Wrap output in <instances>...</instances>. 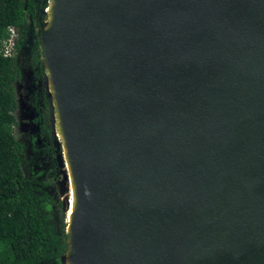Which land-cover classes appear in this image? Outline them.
Segmentation results:
<instances>
[{
    "label": "water",
    "instance_id": "water-1",
    "mask_svg": "<svg viewBox=\"0 0 264 264\" xmlns=\"http://www.w3.org/2000/svg\"><path fill=\"white\" fill-rule=\"evenodd\" d=\"M43 39L89 222L64 264H264V0H62Z\"/></svg>",
    "mask_w": 264,
    "mask_h": 264
},
{
    "label": "trees",
    "instance_id": "trees-1",
    "mask_svg": "<svg viewBox=\"0 0 264 264\" xmlns=\"http://www.w3.org/2000/svg\"><path fill=\"white\" fill-rule=\"evenodd\" d=\"M35 1L0 0V264H64L69 251L66 207L52 169L36 168L15 134L20 67L16 57L5 56V45L10 29L23 30L28 20L36 37L35 20L43 25L47 4ZM23 41L21 36L17 48ZM38 43L33 48L37 62Z\"/></svg>",
    "mask_w": 264,
    "mask_h": 264
},
{
    "label": "rangeland",
    "instance_id": "rangeland-1",
    "mask_svg": "<svg viewBox=\"0 0 264 264\" xmlns=\"http://www.w3.org/2000/svg\"><path fill=\"white\" fill-rule=\"evenodd\" d=\"M44 2L47 4L45 10L46 20L44 21V24H46L49 19V10L53 6V0H44ZM44 24L40 28V31H37L40 52L39 62L35 61L33 57L36 37L33 33L30 20L27 21V25L23 30L15 27L14 40L10 45V48L12 47L9 50L10 55L17 58L20 67V77L15 83V95L18 102V108L15 114L17 120L15 134L17 139L25 145L27 156L32 158L36 168H39V164H43L46 168L52 169L56 181V190L66 207V200L68 199L70 201L71 186L68 179V191L66 193L63 192V180L65 172L67 175L68 172L64 143L61 137H59L58 119L56 131L53 127L50 111L48 94L50 90L54 102V91L51 86L42 49V39L45 36L46 30ZM19 33L20 36L24 37V41L21 47L17 48L15 43L18 42L17 36ZM7 48L8 46H5V50ZM56 139L63 144V148L60 150L56 146ZM63 158L66 166L62 165Z\"/></svg>",
    "mask_w": 264,
    "mask_h": 264
},
{
    "label": "bare ground",
    "instance_id": "bare-ground-1",
    "mask_svg": "<svg viewBox=\"0 0 264 264\" xmlns=\"http://www.w3.org/2000/svg\"><path fill=\"white\" fill-rule=\"evenodd\" d=\"M61 6L62 0H53V6L49 10V19L48 22L45 24L44 28L46 29L45 32H57L60 17H61ZM42 42H45L44 39ZM45 46H43L44 48ZM47 54L45 55V62L48 74L50 76L51 86L54 91V106L56 111V119H58L59 123V137L64 143V150H65V157H66V164H67V172L69 176L70 186H71V193H70V206L66 211L67 215V223L69 227L70 233V245L71 250H75V235L73 231V224L75 220H80L83 222L85 226V231L89 228L88 216L85 206V200L83 198V191L80 184V175L78 173L74 155L71 149V142L69 138V133L66 125L65 115L63 112L62 102L59 94L58 84L55 78V74L53 72V67L51 64L50 53L47 50ZM52 94V93H51ZM53 97V96H52ZM73 255L71 253L68 254L67 257V264H72Z\"/></svg>",
    "mask_w": 264,
    "mask_h": 264
},
{
    "label": "built area",
    "instance_id": "built-area-1",
    "mask_svg": "<svg viewBox=\"0 0 264 264\" xmlns=\"http://www.w3.org/2000/svg\"><path fill=\"white\" fill-rule=\"evenodd\" d=\"M10 31H11V38L8 40V42L5 45V46H8L7 50H5V56H12V55H10L9 50H11V48H12V47L10 48V45L12 44V42L14 40L15 27L11 28Z\"/></svg>",
    "mask_w": 264,
    "mask_h": 264
},
{
    "label": "flooded vegetation",
    "instance_id": "flooded-vegetation-1",
    "mask_svg": "<svg viewBox=\"0 0 264 264\" xmlns=\"http://www.w3.org/2000/svg\"><path fill=\"white\" fill-rule=\"evenodd\" d=\"M35 2H37V0H36ZM45 20H46V19H45ZM45 20H44V21H45ZM35 26H36V40L38 41V38H37V31L39 32V31H40V28H42V25L39 24V18H37V19L35 20ZM32 27H33V24H32ZM19 29H21V28H19ZM33 33H34V31H33ZM17 37H18V42L15 43L16 47H17V44L20 42V39H21L20 33L18 34Z\"/></svg>",
    "mask_w": 264,
    "mask_h": 264
}]
</instances>
